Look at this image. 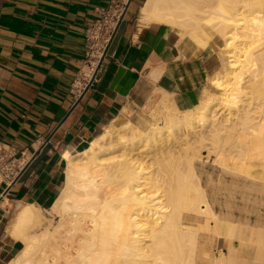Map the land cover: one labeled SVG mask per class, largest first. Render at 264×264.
<instances>
[{"label": "bare ground", "instance_id": "bare-ground-1", "mask_svg": "<svg viewBox=\"0 0 264 264\" xmlns=\"http://www.w3.org/2000/svg\"><path fill=\"white\" fill-rule=\"evenodd\" d=\"M140 16L219 42V66L191 108L162 93L145 129L115 121L65 153L50 208L15 216L22 248L9 264H264V213L251 224L226 201L215 209L219 194L264 196V0H145ZM201 150L218 173L204 186Z\"/></svg>", "mask_w": 264, "mask_h": 264}, {"label": "crops", "instance_id": "crops-1", "mask_svg": "<svg viewBox=\"0 0 264 264\" xmlns=\"http://www.w3.org/2000/svg\"><path fill=\"white\" fill-rule=\"evenodd\" d=\"M144 1L0 0V142L25 163L12 187H0V264L21 251L10 235L20 209L47 210L62 190L65 153L81 152L115 121L145 129L155 96L187 100L207 87L212 41L201 47L165 25L142 23ZM119 6V26L84 92L93 66L85 29Z\"/></svg>", "mask_w": 264, "mask_h": 264}, {"label": "built area", "instance_id": "built-area-1", "mask_svg": "<svg viewBox=\"0 0 264 264\" xmlns=\"http://www.w3.org/2000/svg\"><path fill=\"white\" fill-rule=\"evenodd\" d=\"M122 11L123 8L119 6L113 14L105 12L101 14L99 20L88 24L85 29L84 39L87 44L89 57L93 62V70L85 77L88 81L91 80L105 47L111 39L116 25L119 23ZM24 167L23 153H19L13 147L0 142V187L6 189L12 187L21 176Z\"/></svg>", "mask_w": 264, "mask_h": 264}, {"label": "rangeland", "instance_id": "rangeland-1", "mask_svg": "<svg viewBox=\"0 0 264 264\" xmlns=\"http://www.w3.org/2000/svg\"><path fill=\"white\" fill-rule=\"evenodd\" d=\"M198 14H202V12L198 11ZM191 38L195 39L201 47H203L206 43H208L206 41V39L202 35L199 34L198 30L194 31V34H193V36ZM212 43L213 44H210L208 46L211 47V51L213 52L212 67H213V72H214L216 70V68L220 64L219 63L220 59H219V55H218V52L220 51V48H219L220 47V43L219 42L216 43L214 41H212ZM92 70H93V68L91 67L87 74H90ZM206 86H207V84L205 85V87ZM158 98H159V96H155L153 98V100L151 101L148 115L150 114V110H151V108L153 106L152 104H154V102L156 101L154 99H158ZM171 98L175 101V103L177 104L178 108H180L181 107L180 105L183 104L184 102L188 101V100H192V103L197 102L200 99V93L193 94L187 100H184L182 98L181 99L180 98H176L173 95H171ZM178 110H180V109H178ZM176 115L180 116V113H176ZM158 124L160 126L163 125V123L161 121H159ZM170 141H172V142L174 141V140H172V137H171ZM201 160H202V163L204 162L205 164L203 163L202 167L198 165L197 168L199 169V171H201L203 173L202 185L204 186L205 183H206V178H207V175H205V174H211V175L213 174L214 179H216L218 173H217L216 170H213V168H212V160H213V158L206 152V150H201ZM145 162L147 163V165L150 164L149 163L150 161H148V160H145ZM225 179H226V184L230 186L231 183H232V180H231L230 176H225ZM240 191L241 190L234 191L233 195L231 196V198H229L227 196H224L223 194H219L217 196V201H216V203H218L219 205L215 203V207H216L215 209L218 212L219 208H220V205L221 206L224 205V203L226 201V202H228L230 204L231 213H232L233 217L236 220H239V219L240 220H245L246 219L251 224H254L257 221V212H260L261 214L264 213V205H259V204L258 205L255 204L254 205L252 203V201L254 200V198H257L258 201L264 202V196L255 195V197H254V195H250L249 200H242V198H241L242 197V191L241 192ZM222 197H223V199H222ZM227 199H229V200H227Z\"/></svg>", "mask_w": 264, "mask_h": 264}, {"label": "water", "instance_id": "water-1", "mask_svg": "<svg viewBox=\"0 0 264 264\" xmlns=\"http://www.w3.org/2000/svg\"><path fill=\"white\" fill-rule=\"evenodd\" d=\"M118 26H119V23L116 25V28H115L114 32L117 30ZM114 34H115V33H114ZM110 42H111V39L109 40L107 46L105 47V50H104V52H103V55H102V57H101V59H100V61H99L97 67H99V65L101 64V62H102L104 56L106 55V53H107V51H108V48H109V45H110ZM93 79H94V75L92 76V78H91V80L89 81L88 85L85 87L84 92L88 90V88H89L90 85L92 84ZM83 94H84V93H83Z\"/></svg>", "mask_w": 264, "mask_h": 264}]
</instances>
